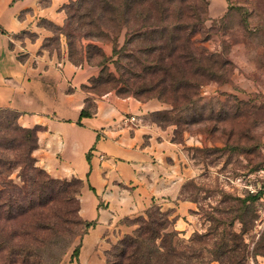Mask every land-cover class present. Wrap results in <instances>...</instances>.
<instances>
[{
	"label": "rangeland",
	"instance_id": "rangeland-1",
	"mask_svg": "<svg viewBox=\"0 0 264 264\" xmlns=\"http://www.w3.org/2000/svg\"><path fill=\"white\" fill-rule=\"evenodd\" d=\"M159 1L163 15L155 20V27L149 29L159 39L155 60L157 55L166 56L169 52L160 38L166 37L176 20H169L166 15L171 12L175 17V11L186 10L183 0ZM193 1L201 3V9L207 4L209 12L207 29L195 36L194 40L199 43L193 48L199 47L198 51L201 47L206 48L213 54L214 61L225 62V67L216 73L215 80L190 83L191 86H200V95L193 99L194 102L184 105V112L179 115L170 114L172 105L160 100L159 95L151 99L165 107L151 118L164 127H174V140L181 144L187 166L195 172L193 178L183 183L180 197L181 201L190 202L192 208L180 217L177 225L180 204L177 201H149L138 212L135 195L124 191V188L134 190L128 185L118 183L115 194L109 197L97 194L89 180L75 176L57 178L46 170L54 179L70 183L66 188L69 187L71 196L78 193L75 202L62 206L59 201L52 200L48 205L53 214L61 216L54 220L58 225L49 222V232H45L46 240L56 242L57 248L43 247L44 254L33 250L28 257L25 251L15 257L4 258V254L0 264H120L113 254L118 252L123 241L135 237L139 228L137 219L146 216L153 206L171 213V219L176 221L169 229L178 232L173 244L175 250H182L198 234L205 238L191 248L196 256L202 254L205 264H223L224 258L221 259L218 252L225 248L232 249L231 257H237L242 264H264V189L253 194L246 186L249 181L256 186L263 182L258 172L264 169V0H227L229 6L224 5L220 17L210 14L211 3L215 0L189 2ZM40 25L54 34L45 43L54 51L61 44L62 30L46 21H41ZM118 34L113 41L97 43L108 57L112 58L115 47H123L126 42V30ZM35 37L34 32L27 30L15 36V40L23 42ZM88 44V41L84 42V45ZM17 45L20 49V44ZM77 51L81 52V48ZM179 52L174 54L175 61L184 66ZM133 56L136 69L141 71L140 54L134 52ZM101 60L95 55L91 61L97 63ZM93 67L100 75L102 68ZM149 67L154 68L155 64ZM107 70L108 73L117 72L112 60L107 63ZM141 74L146 81L152 82L151 88L161 86L164 80L160 71L155 75ZM122 86L124 88V83ZM111 87L107 84L95 95L111 92L117 95L121 91V86L109 91ZM89 105L94 107L93 102ZM18 176L16 172L12 178L19 182ZM47 191L49 200L57 198L58 189ZM125 194L126 205L123 202ZM62 207L64 212H61ZM25 220L33 221L30 216ZM224 231H234L237 236H221Z\"/></svg>",
	"mask_w": 264,
	"mask_h": 264
},
{
	"label": "trees",
	"instance_id": "trees-1",
	"mask_svg": "<svg viewBox=\"0 0 264 264\" xmlns=\"http://www.w3.org/2000/svg\"><path fill=\"white\" fill-rule=\"evenodd\" d=\"M183 1L185 11L182 9L178 12L173 11L175 17L171 12L166 15L169 20L173 18L176 21H173L174 26L168 30L166 37L164 35L160 38V41L167 45L168 54L157 55L156 60L154 52L157 50L156 44L159 39L154 37V33L149 29L154 28L155 20L161 19L163 15L159 0H75L63 7L67 15L63 26H57L45 19H41L40 22L46 21L62 30L61 37L64 36L66 39L68 56L73 64L87 63L102 68L100 75L93 78L91 86L87 88L90 92L95 94L109 84L112 86L109 91L121 86V91L117 92V95L133 97L142 102L150 101L159 95L160 100L172 105L170 114L179 115L184 112V105L194 102L193 99L200 95V86H191L190 83L215 80L216 73L225 67V62H215L213 54L206 48L201 47V52L198 51L199 47L193 48L199 43L194 40L195 36L207 29L206 23L209 21L207 4L202 5L201 9L199 2ZM44 4L48 5L49 0H45ZM124 29L126 30L124 46L115 47L113 57H108L97 43L113 41L112 39ZM50 39L45 40L43 48L53 51L45 44ZM59 40L61 42V39ZM85 41L89 42L87 46L84 45ZM171 46L175 47L172 49ZM79 47L81 52L77 51ZM61 49L60 44L54 51L60 54ZM178 51L182 61L184 60V66L175 61L174 54ZM134 52H138L142 58L141 71L134 65ZM95 55L102 60L93 63L91 60ZM109 60H112L117 68L115 74L108 73ZM151 64H155V67H149ZM153 71L155 74L160 71L164 80L161 86L151 88L152 82L146 81L141 72L155 75ZM92 108L93 106L89 105L88 109L82 111L81 116H90ZM151 115L150 121L166 128L152 119ZM18 119V112L0 109V259L4 254H6L4 258L18 256L22 251H25L27 257L32 255L33 250L44 254L43 247L47 246L48 249H56L57 243L46 240L45 232L47 234L49 232V222L61 216L53 214L48 205L52 200L59 201L62 206L67 205L75 202L78 197V193L71 196L69 187L66 188L70 183L54 179L37 165L34 151L38 147V131L23 128ZM16 172L19 173V182L12 178ZM48 189H58L57 198L52 197L49 200ZM64 210L62 207L61 212ZM28 216L32 217L33 221L25 222ZM171 216V213L163 212L156 206L151 207L146 216L137 219L139 228L135 237L123 241L118 252L113 254L115 260L120 264H205L201 259L202 254L196 256L191 248L203 242L204 236L197 234L182 250H175L173 244L178 232L169 231L176 222ZM54 222L58 225L57 221ZM227 234L230 237L237 236L234 231L231 233L224 231L221 236ZM232 253L234 251L229 248L219 251L220 258H224L222 263L242 264L237 257H231Z\"/></svg>",
	"mask_w": 264,
	"mask_h": 264
},
{
	"label": "crops",
	"instance_id": "crops-1",
	"mask_svg": "<svg viewBox=\"0 0 264 264\" xmlns=\"http://www.w3.org/2000/svg\"><path fill=\"white\" fill-rule=\"evenodd\" d=\"M72 1L49 0L45 5V0H0V109L18 112L20 126L38 131L34 156L51 175L89 180L97 194L109 197L118 183L128 185L134 190L124 191L135 195L138 212L149 201H177L178 225L192 208L180 197L183 183L195 172L187 166L181 144L173 140L174 127L149 120L152 113L165 109L163 104L112 92L97 96L87 88L99 71L73 64L64 36L62 57L43 48L54 34L39 25L40 20L63 26V7ZM224 5L229 6L227 0L213 1L211 16L220 17ZM27 30L36 34L35 39L17 42L15 36ZM91 102V115L82 117ZM129 116H136L137 124L121 127Z\"/></svg>",
	"mask_w": 264,
	"mask_h": 264
},
{
	"label": "built area",
	"instance_id": "built-area-1",
	"mask_svg": "<svg viewBox=\"0 0 264 264\" xmlns=\"http://www.w3.org/2000/svg\"><path fill=\"white\" fill-rule=\"evenodd\" d=\"M138 118L136 116H129V117H124L122 121L120 122L121 127H132L133 125L137 124ZM259 176L262 178L263 182L258 184H253L251 181L246 185L247 189L253 193V194H258L260 193L264 188V169L258 172Z\"/></svg>",
	"mask_w": 264,
	"mask_h": 264
}]
</instances>
